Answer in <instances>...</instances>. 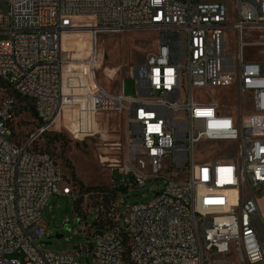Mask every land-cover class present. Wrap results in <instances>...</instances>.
I'll list each match as a JSON object with an SVG mask.
<instances>
[{
    "label": "built area",
    "instance_id": "2783aa9c",
    "mask_svg": "<svg viewBox=\"0 0 264 264\" xmlns=\"http://www.w3.org/2000/svg\"><path fill=\"white\" fill-rule=\"evenodd\" d=\"M5 2L0 83L11 94L0 99V264H78L83 251L87 264H264L256 223H264L257 195L264 188V61L244 57V31L264 30V0ZM76 16L90 17L93 38L102 30L156 31L155 49L128 74L136 97L98 83L95 49L83 60L64 50ZM203 87H231L235 115L217 101L195 100L193 89ZM16 97L32 106L37 123L22 143L9 123ZM112 109L124 116L126 156L104 160L128 178L111 179L110 192L84 194L102 200L112 192L108 208L73 209L75 223L96 210L78 251H44L41 211L49 197L75 202L80 194L33 144L56 119L74 139L100 137L97 114ZM147 183L150 200L126 202L124 193Z\"/></svg>",
    "mask_w": 264,
    "mask_h": 264
},
{
    "label": "rangeland",
    "instance_id": "374dc122",
    "mask_svg": "<svg viewBox=\"0 0 264 264\" xmlns=\"http://www.w3.org/2000/svg\"><path fill=\"white\" fill-rule=\"evenodd\" d=\"M0 9L6 11L5 0H0ZM74 28L64 37L67 52L72 53L74 60H81L85 56L86 46L89 43L87 37L90 30V17H74ZM156 31L147 29H124L113 32H101L97 36L96 50L98 59L103 62L97 72L98 83L108 92H121L125 97H136L138 92L134 79L130 77L131 66L140 64L145 56L155 49ZM7 38V35L0 34V39ZM228 51H234V45L230 32L227 34ZM264 39V30H245L244 40L247 45L244 47V57L247 61H264V46L255 45L256 41ZM11 94L10 91L0 83V99ZM193 98L200 101H217L221 111L226 110L235 114V92L231 87H203L194 88ZM245 108H248V99L244 97ZM26 103V104H25ZM97 114L96 130L101 131V136L108 142H120L121 147L114 148L113 144H103L102 138L94 136L84 140L74 139L67 131L60 126L59 119L52 128L40 136L33 144L34 150H40L49 154L61 167L66 180L71 183L79 198L73 202L68 196L52 195L41 211V222L46 228V235L42 239L41 249L54 253H66L78 251V245L84 244L87 240L89 228L87 224L95 216L96 210L90 211L85 219L75 223L73 208L77 211L83 207L88 210L92 205L102 203L108 208L110 195H90L85 198L88 192L93 194L95 189L104 188L107 192L111 187V179L125 180L128 176L119 174L117 169H110L103 156L108 158L125 159V132L122 117L121 129H118V120L112 117L116 112H102ZM113 114V115H112ZM107 116V117H105ZM112 119V120H111ZM13 130V138L22 143L29 132L37 125L31 105L24 99L16 97L14 106V117L10 120ZM117 127V128H116ZM161 184V181H157ZM150 183L142 188H133L123 197L126 202L148 201L152 198L153 192L148 189ZM258 201L262 216H264V188L257 191ZM123 210V209H122ZM67 219V222H65ZM65 222V223H64ZM257 229L264 230V223L261 218L257 219ZM57 235L59 237H57ZM44 242H49L45 244ZM13 256H18L16 253ZM21 258V256H19ZM78 264H87L91 261L90 256L83 251L76 257ZM235 264V260H233Z\"/></svg>",
    "mask_w": 264,
    "mask_h": 264
},
{
    "label": "bare ground",
    "instance_id": "6f19581e",
    "mask_svg": "<svg viewBox=\"0 0 264 264\" xmlns=\"http://www.w3.org/2000/svg\"><path fill=\"white\" fill-rule=\"evenodd\" d=\"M76 17H79V16H76ZM87 17V16H86ZM74 26H77V25H74ZM90 26H91V24H90ZM89 26V27H90ZM91 28V27H90ZM87 33H89V37H87V40L89 41V43L86 41V43L88 44V46H86V53H85V56L83 57V59L86 57V55L87 54H89V51L90 50H93V49H95V56H96V59H97V65L98 66H100V65H103V62L102 61H100L99 59H98V53H97V50H96V46H97V36H98V34L99 33H101V32H108V31H104V30H102V31H99V32H96L95 33V35H94V38H93V31H91V29L89 30V31H86ZM110 32H112V31H110ZM68 33H66L64 36H63V42H62V46H63V48H64V50L65 51H67V45H65V36L67 35ZM95 39V40H94ZM156 45V44H155ZM83 59H81V60H83ZM109 111H111V112H116L117 114H119L120 115V117H121V119H122V117H124L123 116V114H122V112L120 111V110H109ZM99 112H108V111H99ZM57 120V119H56ZM56 120H55V122H56ZM54 122V123H55ZM120 145V144H119ZM125 149V148H124ZM102 156V155H101ZM103 157V160H104V156H102ZM107 158V157H106Z\"/></svg>",
    "mask_w": 264,
    "mask_h": 264
},
{
    "label": "crops",
    "instance_id": "0c3cea01",
    "mask_svg": "<svg viewBox=\"0 0 264 264\" xmlns=\"http://www.w3.org/2000/svg\"><path fill=\"white\" fill-rule=\"evenodd\" d=\"M98 115H104L102 112H98ZM113 115V114H112ZM105 117H107V116H105ZM108 118V117H107ZM114 118L116 119V120H118V129H121V122H122V119H121V117H120V115L119 114H117L115 117H112V119L114 120ZM111 119V120H112ZM117 128V127H116Z\"/></svg>",
    "mask_w": 264,
    "mask_h": 264
},
{
    "label": "trees",
    "instance_id": "16d2710c",
    "mask_svg": "<svg viewBox=\"0 0 264 264\" xmlns=\"http://www.w3.org/2000/svg\"><path fill=\"white\" fill-rule=\"evenodd\" d=\"M26 104V103H25ZM30 105V104H29ZM31 109H32V111H33V108H32V106H31ZM33 114H34V111H33ZM99 189H104V188H102V187H99ZM108 192H110V190L108 191ZM110 194H112V192L110 193ZM75 211H77L75 208H73Z\"/></svg>",
    "mask_w": 264,
    "mask_h": 264
},
{
    "label": "water",
    "instance_id": "95a60500",
    "mask_svg": "<svg viewBox=\"0 0 264 264\" xmlns=\"http://www.w3.org/2000/svg\"><path fill=\"white\" fill-rule=\"evenodd\" d=\"M77 223V222H76ZM57 237H59L58 235H57ZM45 244H48L49 242H44Z\"/></svg>",
    "mask_w": 264,
    "mask_h": 264
}]
</instances>
